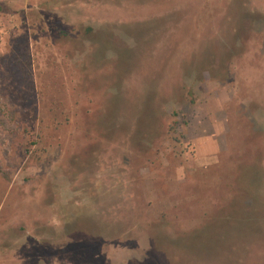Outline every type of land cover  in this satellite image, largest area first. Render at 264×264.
I'll return each mask as SVG.
<instances>
[{
	"label": "rangeland",
	"instance_id": "1",
	"mask_svg": "<svg viewBox=\"0 0 264 264\" xmlns=\"http://www.w3.org/2000/svg\"><path fill=\"white\" fill-rule=\"evenodd\" d=\"M0 264H264V0H0Z\"/></svg>",
	"mask_w": 264,
	"mask_h": 264
}]
</instances>
